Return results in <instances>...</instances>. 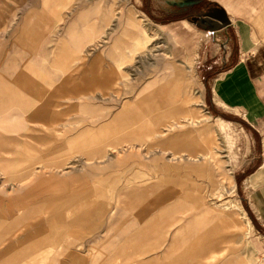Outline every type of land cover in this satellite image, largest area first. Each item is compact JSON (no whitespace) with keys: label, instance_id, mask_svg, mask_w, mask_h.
I'll return each mask as SVG.
<instances>
[{"label":"crops","instance_id":"obj_1","mask_svg":"<svg viewBox=\"0 0 264 264\" xmlns=\"http://www.w3.org/2000/svg\"><path fill=\"white\" fill-rule=\"evenodd\" d=\"M128 1L157 27L156 46L168 48L166 53L140 59L135 69L128 63L120 72L108 66L96 69L93 60L85 77H61L54 86L50 78L44 101L37 99L33 110L44 126V207L60 201L75 211L94 208L100 206L101 192H107L109 205L115 207L107 231L103 236L97 230L73 232L66 225L72 219L45 214L42 222L61 225L19 234L0 248V264H96L102 238L109 254L139 255V264L153 256L151 260H158L170 222L184 223L174 244H180L185 229L195 235L194 215L175 220L161 208L196 206L197 191L212 189V175L227 174L229 158L236 160L233 176L240 206L246 205L264 228V0ZM5 4L3 10L1 0L0 13L23 18L11 28L13 37L0 40V46L34 45L30 31L35 24L26 19L39 9L35 0ZM81 20L71 21L60 41L73 45L76 56L94 38L80 32ZM57 69L66 71L62 64ZM0 77L26 76H5L0 70ZM117 78L125 81L118 82L121 91L137 78L143 81L118 97L111 91ZM53 88L59 101L48 99ZM232 205L227 216L236 226L237 207ZM81 214L76 222H84ZM86 217L88 223L98 222L93 210ZM240 260L235 256L222 264H244Z\"/></svg>","mask_w":264,"mask_h":264},{"label":"rangeland","instance_id":"obj_2","mask_svg":"<svg viewBox=\"0 0 264 264\" xmlns=\"http://www.w3.org/2000/svg\"><path fill=\"white\" fill-rule=\"evenodd\" d=\"M2 1L3 10H6L5 3L10 0ZM35 6L39 9L26 19L35 24L36 29L30 31L33 38L31 43L34 45L0 46V70L4 71L5 76H26L0 77V248L6 247L13 238L27 231H44L49 225L58 228L61 225L59 222H42L43 215L50 213L72 219V222L66 224L70 231L85 233L97 230L103 236L102 232L107 231L108 216L115 209L109 205L107 192H101L98 201L100 206L94 208L83 207L75 211L74 208L61 206L60 201L55 205H48L47 202L48 207H44V126L42 121H37L41 118L34 117L33 110L37 106V99L43 98L44 101L45 82L49 86L52 78L54 86L62 78L65 81L66 76L69 80L78 74L85 77L92 70L93 60H96V69L108 66L120 72L123 63L135 69L140 65V59H149L161 52L165 54L168 49L156 46L159 38L157 27L139 11L131 8L128 0H35ZM78 16L82 17L80 32L94 38L87 41L76 56L73 55V45L61 44L60 41L65 33L64 28ZM22 18V15L15 13H0V26H4L0 29V40L12 38L14 31L11 28ZM45 26L48 29L44 30ZM68 33L72 34L71 31ZM195 53L192 50V54ZM109 62L113 63L112 66ZM58 64L65 66L66 71L57 69ZM119 81L125 82L117 78L115 91L111 90L118 97L121 93L134 91L143 80H133V85L126 86L123 91L119 90ZM99 90L101 95H107L106 90ZM48 94L52 102L59 101V96L54 95V88L52 96L49 89ZM37 111L43 112V109ZM52 114L54 118L55 113ZM85 114L89 115L90 112ZM235 164L236 160L229 158L227 174L212 175V189L197 191L196 206L161 208L162 212L167 210L174 219V216L185 218L194 215L195 235L192 237V233L185 229V233L180 235V244H174L176 232L184 223L170 222L162 234L163 253L156 255H161L158 260H151L155 256L148 259L147 264H222L235 256L241 258L244 264H264V228L257 223L246 205H243V209L240 206L234 187ZM233 203L237 207L236 226L232 225L227 216ZM120 209L124 212L123 207ZM91 210L93 218L98 222H86V215ZM80 213L84 222L75 221L76 215ZM40 219L41 222H37ZM188 234L190 238H187ZM84 241L87 240L84 238ZM106 241L105 238L100 240L96 264H139V255L123 252L109 254ZM85 257L91 258L92 255L87 254Z\"/></svg>","mask_w":264,"mask_h":264},{"label":"water","instance_id":"obj_3","mask_svg":"<svg viewBox=\"0 0 264 264\" xmlns=\"http://www.w3.org/2000/svg\"><path fill=\"white\" fill-rule=\"evenodd\" d=\"M224 24H225V22L223 20V21L220 22L219 25L214 26V29H218V28L222 27Z\"/></svg>","mask_w":264,"mask_h":264},{"label":"bare ground","instance_id":"obj_4","mask_svg":"<svg viewBox=\"0 0 264 264\" xmlns=\"http://www.w3.org/2000/svg\"><path fill=\"white\" fill-rule=\"evenodd\" d=\"M237 212V211H236Z\"/></svg>","mask_w":264,"mask_h":264}]
</instances>
